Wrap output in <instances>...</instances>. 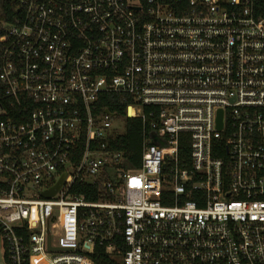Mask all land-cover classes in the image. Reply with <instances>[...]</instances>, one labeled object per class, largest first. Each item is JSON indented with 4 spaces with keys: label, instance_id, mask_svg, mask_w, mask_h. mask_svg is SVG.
<instances>
[{
    "label": "built area",
    "instance_id": "built-area-1",
    "mask_svg": "<svg viewBox=\"0 0 264 264\" xmlns=\"http://www.w3.org/2000/svg\"><path fill=\"white\" fill-rule=\"evenodd\" d=\"M18 13L0 35V264H97V247L118 264H264V0ZM108 94L142 122L139 166L112 145Z\"/></svg>",
    "mask_w": 264,
    "mask_h": 264
},
{
    "label": "trees",
    "instance_id": "trees-1",
    "mask_svg": "<svg viewBox=\"0 0 264 264\" xmlns=\"http://www.w3.org/2000/svg\"><path fill=\"white\" fill-rule=\"evenodd\" d=\"M20 0H0V35L3 34L2 24L12 21L14 18L19 16ZM130 103V101L124 100L121 96L116 94H108L104 97L101 102V107L108 108L111 111H119L120 117L124 120L125 130L123 133L114 135L111 137L112 145L115 148L124 150L126 156L132 166H139L142 144H143V126L140 119L128 118L125 115V106ZM187 134L181 135V153L187 154L189 146L187 144ZM99 184L95 185L93 188V194L91 199L97 201L99 197L97 196V188ZM82 188V187H80ZM93 259L97 264H118L117 261L109 257L102 247H97Z\"/></svg>",
    "mask_w": 264,
    "mask_h": 264
},
{
    "label": "water",
    "instance_id": "water-1",
    "mask_svg": "<svg viewBox=\"0 0 264 264\" xmlns=\"http://www.w3.org/2000/svg\"><path fill=\"white\" fill-rule=\"evenodd\" d=\"M219 124L221 125L220 118H219ZM64 178H65V177H63V178L58 182V184H57L55 187H53L52 189H50V190L44 192L43 195H44L45 197H51L52 195H54V194L56 193V191L60 188V186L63 184Z\"/></svg>",
    "mask_w": 264,
    "mask_h": 264
},
{
    "label": "rangeland",
    "instance_id": "rangeland-1",
    "mask_svg": "<svg viewBox=\"0 0 264 264\" xmlns=\"http://www.w3.org/2000/svg\"><path fill=\"white\" fill-rule=\"evenodd\" d=\"M114 127L119 128L122 131L125 130V125H124V122L122 120H116L114 123ZM0 261H1V253H0Z\"/></svg>",
    "mask_w": 264,
    "mask_h": 264
}]
</instances>
